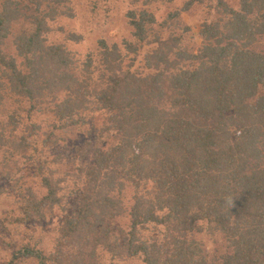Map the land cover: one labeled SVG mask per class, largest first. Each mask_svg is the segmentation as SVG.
<instances>
[{"label":"trees","instance_id":"trees-1","mask_svg":"<svg viewBox=\"0 0 264 264\" xmlns=\"http://www.w3.org/2000/svg\"><path fill=\"white\" fill-rule=\"evenodd\" d=\"M171 1L143 0L131 40L81 57L50 36L68 0H0V177L32 153L42 189L19 188L16 221L74 198L51 252L26 242L5 264H264V0H187L161 20L148 8ZM202 3L191 50L181 12ZM53 148L73 170H55ZM125 213L119 235L107 220ZM204 229L227 251L209 257L190 237Z\"/></svg>","mask_w":264,"mask_h":264},{"label":"rangeland","instance_id":"rangeland-1","mask_svg":"<svg viewBox=\"0 0 264 264\" xmlns=\"http://www.w3.org/2000/svg\"><path fill=\"white\" fill-rule=\"evenodd\" d=\"M186 1L156 2L150 4L148 8L156 15L157 19L161 20L169 12L180 10ZM226 1L232 6H235L237 2V0ZM68 3L72 6L74 16L61 18L54 24L50 23L53 31L50 36L55 42L64 44L69 50L76 52L81 57L89 52H96L99 47V40H105L109 44L118 43L120 46H123L125 40H131L133 38L132 27L129 25L127 12L131 8L144 7L143 0H68ZM204 6L203 3L196 4L188 12H181V19L190 28V33L183 40V45L191 50H195L201 45L198 30L205 16L206 6ZM58 25L60 28L57 27ZM68 34H73L78 38L71 40ZM9 102L6 105L7 113L14 106V103L10 104ZM94 121L97 124L95 118ZM87 129L88 126L83 124L80 131L86 133ZM57 151L59 149L53 148V151L50 149L51 154L49 155L55 170L57 172L60 168L68 171L73 170L70 161L63 162L62 165L59 164L60 160L56 157ZM65 151L69 152V149L66 148ZM27 156L29 157L17 159L16 164H9V167L13 166V170L18 174L0 177V185H3L0 187V264H5L11 257L13 250L26 242L35 244L46 253L51 252L54 248L57 226L60 220L65 213L71 212L73 209L74 198L69 196L64 199L66 201L64 208L55 207L50 211L46 210L45 216L41 219H33L24 224H19L16 221L20 209H22L21 202L25 196V193L21 195L19 188L25 191L26 187H30L36 193H42V189L39 188L36 169L30 166L32 153ZM11 176L15 178L16 183L13 180L10 181ZM68 180L70 183L66 181L67 188L64 192L71 194L72 189L70 188H72L73 178L69 176ZM130 196H132L131 187L124 191V207L126 208L130 204ZM107 222L119 235H123L127 230L128 216L125 213L121 217L108 219ZM149 233L153 236L157 235L155 230H151V232L149 230L147 234ZM190 237L201 243L209 257L218 256L227 251L225 239L220 233H212L204 229L201 232L192 233ZM20 264H37V262L35 259H28ZM119 264H135V261H120Z\"/></svg>","mask_w":264,"mask_h":264}]
</instances>
